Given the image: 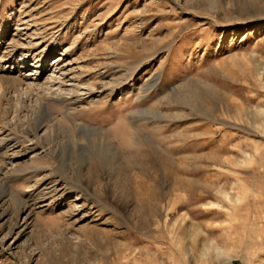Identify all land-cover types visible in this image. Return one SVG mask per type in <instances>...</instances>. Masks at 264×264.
<instances>
[{"label":"rangeland","instance_id":"374dc122","mask_svg":"<svg viewBox=\"0 0 264 264\" xmlns=\"http://www.w3.org/2000/svg\"><path fill=\"white\" fill-rule=\"evenodd\" d=\"M235 260L264 264V0H0V264Z\"/></svg>","mask_w":264,"mask_h":264},{"label":"bare ground","instance_id":"6f19581e","mask_svg":"<svg viewBox=\"0 0 264 264\" xmlns=\"http://www.w3.org/2000/svg\"><path fill=\"white\" fill-rule=\"evenodd\" d=\"M77 99H78V98H77ZM64 100H65V99H64ZM91 131H92V129H91ZM116 137H117V135H116ZM77 142H78V140L76 141V143H77ZM81 142H82V139H79V142L77 143L79 147L82 146V145H81ZM102 142H104V141L100 139L99 143H102ZM76 143H75V144H76Z\"/></svg>","mask_w":264,"mask_h":264},{"label":"crops","instance_id":"0c3cea01","mask_svg":"<svg viewBox=\"0 0 264 264\" xmlns=\"http://www.w3.org/2000/svg\"><path fill=\"white\" fill-rule=\"evenodd\" d=\"M232 264H245L244 262L240 260H235ZM247 264V263H246Z\"/></svg>","mask_w":264,"mask_h":264}]
</instances>
